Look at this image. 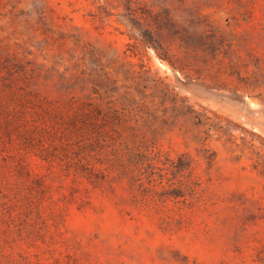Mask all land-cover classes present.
<instances>
[{
    "label": "rangeland",
    "instance_id": "374dc122",
    "mask_svg": "<svg viewBox=\"0 0 264 264\" xmlns=\"http://www.w3.org/2000/svg\"><path fill=\"white\" fill-rule=\"evenodd\" d=\"M0 264H264V0H0Z\"/></svg>",
    "mask_w": 264,
    "mask_h": 264
},
{
    "label": "trees",
    "instance_id": "16d2710c",
    "mask_svg": "<svg viewBox=\"0 0 264 264\" xmlns=\"http://www.w3.org/2000/svg\"><path fill=\"white\" fill-rule=\"evenodd\" d=\"M187 112L192 113V110H187ZM137 140L136 143L138 144V153H140V156L142 159L148 160L151 165L155 164V160L157 159L158 155L154 154L152 151H149V147L153 146V144L150 143L151 138L147 136H139L136 135ZM167 160L169 163L174 165L178 168H183L184 159L182 157H178L177 160L167 157Z\"/></svg>",
    "mask_w": 264,
    "mask_h": 264
}]
</instances>
